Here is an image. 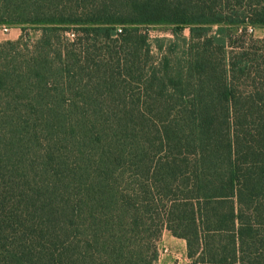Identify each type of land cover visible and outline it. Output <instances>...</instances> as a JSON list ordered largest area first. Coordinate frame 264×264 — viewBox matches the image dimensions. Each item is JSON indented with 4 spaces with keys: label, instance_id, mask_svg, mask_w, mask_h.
<instances>
[{
    "label": "trees",
    "instance_id": "16d2710c",
    "mask_svg": "<svg viewBox=\"0 0 264 264\" xmlns=\"http://www.w3.org/2000/svg\"><path fill=\"white\" fill-rule=\"evenodd\" d=\"M1 24L42 35L0 45V264H156L164 229L264 264V0H0ZM146 24L190 45L151 62Z\"/></svg>",
    "mask_w": 264,
    "mask_h": 264
},
{
    "label": "rangeland",
    "instance_id": "374dc122",
    "mask_svg": "<svg viewBox=\"0 0 264 264\" xmlns=\"http://www.w3.org/2000/svg\"><path fill=\"white\" fill-rule=\"evenodd\" d=\"M3 25L5 24L0 25V45L8 41L14 42L20 54H29L42 35L41 29L34 28L31 25H7L9 26L8 31L2 29ZM217 28L218 26L214 25L210 33L214 34ZM236 30L239 31V28ZM139 31L142 34H146L149 38L152 55L151 62H158L162 54L167 53L170 47L175 46V50H172L171 54L172 56H176L182 55V51L187 50V47L190 45L191 30L189 25L146 24L139 26ZM73 33L76 34L74 28L62 32L63 37L69 41L75 38ZM263 36L264 29L262 27L254 28L247 26L246 36L244 38L246 40L250 37L261 39ZM56 42L57 40L55 43L53 41L54 46L57 45ZM159 45H162L163 48L159 49ZM157 246L158 259L156 264H192V260L187 255L186 241L183 238L174 236L168 229L162 231Z\"/></svg>",
    "mask_w": 264,
    "mask_h": 264
},
{
    "label": "built area",
    "instance_id": "2783aa9c",
    "mask_svg": "<svg viewBox=\"0 0 264 264\" xmlns=\"http://www.w3.org/2000/svg\"><path fill=\"white\" fill-rule=\"evenodd\" d=\"M2 29L4 31H8L9 30V26H7L6 24L2 26ZM252 30V28H250ZM74 35V34H73Z\"/></svg>",
    "mask_w": 264,
    "mask_h": 264
}]
</instances>
